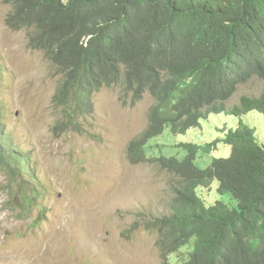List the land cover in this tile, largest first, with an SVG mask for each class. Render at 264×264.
Here are the masks:
<instances>
[{"label": "trees", "instance_id": "1", "mask_svg": "<svg viewBox=\"0 0 264 264\" xmlns=\"http://www.w3.org/2000/svg\"><path fill=\"white\" fill-rule=\"evenodd\" d=\"M5 1L13 7L7 26L28 31L30 46L61 75L54 99L63 130L79 131L103 88L121 86L133 104L147 93L153 98L128 159L154 162L174 179L170 212L145 222L157 234L162 264H264V144L242 118L264 114V91L225 103L253 77L264 81V0ZM222 112L239 118L224 138L182 142L181 157L147 155V144L167 127L185 134ZM7 136L0 119L1 165L16 160L15 173L33 176L30 158ZM222 143L229 155L198 166V157ZM214 181L237 206L204 201L198 191Z\"/></svg>", "mask_w": 264, "mask_h": 264}, {"label": "rangeland", "instance_id": "2", "mask_svg": "<svg viewBox=\"0 0 264 264\" xmlns=\"http://www.w3.org/2000/svg\"><path fill=\"white\" fill-rule=\"evenodd\" d=\"M12 10L0 0V119L7 141L30 158L34 173H15L16 160L0 162V264H162L157 234L145 222L170 212L174 179L154 162L128 159L130 142L148 124L153 98L147 93L133 104L121 86L103 88L93 97L92 114L79 119V131L63 130L54 99L61 75L43 51L30 46L28 31L7 26ZM263 91L264 81L253 77L225 103L232 107L242 95ZM242 118L264 144V114ZM238 120L222 112L185 134L167 127L147 144V155L181 157L182 142L224 138ZM229 152L222 143L197 164L203 168ZM217 186L214 181L198 192L207 204L221 198L237 206Z\"/></svg>", "mask_w": 264, "mask_h": 264}]
</instances>
